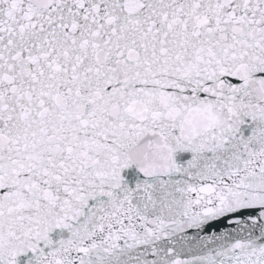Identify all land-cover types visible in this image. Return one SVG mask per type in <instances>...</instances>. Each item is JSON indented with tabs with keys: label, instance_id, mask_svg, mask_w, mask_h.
Masks as SVG:
<instances>
[{
	"label": "snow or ice",
	"instance_id": "snow-or-ice-1",
	"mask_svg": "<svg viewBox=\"0 0 264 264\" xmlns=\"http://www.w3.org/2000/svg\"><path fill=\"white\" fill-rule=\"evenodd\" d=\"M0 264H264V0H0Z\"/></svg>",
	"mask_w": 264,
	"mask_h": 264
}]
</instances>
